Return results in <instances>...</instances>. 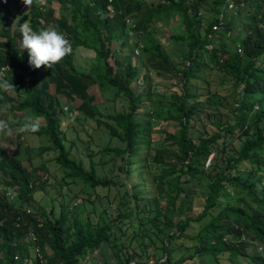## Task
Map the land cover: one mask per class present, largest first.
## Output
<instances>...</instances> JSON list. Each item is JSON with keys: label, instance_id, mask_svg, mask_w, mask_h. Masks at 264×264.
Here are the masks:
<instances>
[{"label": "trees", "instance_id": "obj_1", "mask_svg": "<svg viewBox=\"0 0 264 264\" xmlns=\"http://www.w3.org/2000/svg\"><path fill=\"white\" fill-rule=\"evenodd\" d=\"M53 1L70 7L71 20L64 16L58 20L52 8L41 5L32 13L33 30L46 29L42 21L52 24L70 41L74 52L77 48L93 51L103 68L95 75L81 72L70 58H65L50 69L44 81H40L38 70L28 65L27 59L19 62L21 51L15 43L16 39L21 40L20 27L13 31V37L12 29L7 28L0 32V39L5 36L6 41L0 42L4 50L0 51V71L9 64L8 76L20 72V80L7 81L14 87L25 81L30 85L18 89V96L24 94V99L7 98V109L29 111L46 121L47 128L33 134L49 136L58 153L56 161L72 182L80 180L91 191L99 187L110 190L118 182L100 178L94 165L87 170L82 162L72 158L71 150L66 147L56 95L80 99V118L96 122L110 137L121 142L117 147H104L116 157L125 156L124 165L115 164L117 169L126 170L128 179L137 172L142 181L132 189L124 185L127 191L124 189L123 198L130 202L124 212L114 206L112 200L117 195L107 196L113 210L107 208L106 216L100 217L98 222L90 215L69 218L67 209L60 217L52 211L48 220H39L30 215V209L13 201L14 193L23 202L34 200V185L41 181L38 169L29 170L23 161L12 157L0 145V177L6 174L2 183L6 188H19L17 192L6 189L0 194V251L5 254L0 264H20L30 259L28 250L19 243L27 237L32 239L30 243L35 244L37 252L33 264L93 262L110 249L115 251L119 264H149V257L138 260L128 255L129 245L126 244L130 242L131 245L138 238L135 227L145 233L146 229L156 226L155 221H160L175 228L181 236L191 222H202L206 218H209L206 226L193 237L198 246L197 255L204 258V264H264V0H155L152 3L148 0H44ZM209 2L216 5L218 18L215 23L227 32L226 42L225 38L216 37L220 32H214L213 25L202 34L200 9ZM108 4L113 6L115 17H98L96 12L104 11ZM230 6L232 11L228 10ZM4 9L6 12H0V23L4 21L5 27L9 16L4 13L8 15L11 8ZM224 12L227 23L221 19ZM126 17L135 19L133 31L139 39L136 41L142 43L137 47L141 48V64L148 66L142 77L144 84L148 85L154 74L181 79L182 91L173 96L169 110V119L177 122L179 128L158 132L162 144L165 139L169 148L161 147V143L156 145L152 138V113L141 107L145 96L152 95V83L147 87L135 86L140 75L133 61L136 44L132 48L128 41L115 45L114 33L127 28ZM156 22L170 27L174 43L186 46L188 54L184 60L189 61V66L179 69L173 65L161 41L150 36ZM208 44H213V49L208 50ZM207 71L234 81L236 92L230 104L234 118L225 122L213 120L215 132L196 135L202 121L199 103L204 97L201 90ZM3 80L6 78H0ZM97 85L125 98L127 103L123 110L109 115L102 113L94 103L95 97L89 95V89ZM51 86L55 87V94L49 93ZM240 89L242 94L237 92ZM6 93L0 90V104H4L1 98ZM234 139L242 140L240 148H233ZM26 155L30 160V152ZM209 160L213 164L207 168ZM205 173L209 182L202 214L195 220L186 218L176 222L175 215L184 213L183 207H178L179 199L182 196L183 201L187 187ZM153 185L154 194L149 192L147 199L141 190ZM228 187H232L231 192L226 190ZM94 194L98 196L97 192ZM91 198L90 195L89 202ZM163 198H167V204L160 209ZM116 211L117 215L112 217L111 213ZM175 237L169 234L168 241ZM164 249L167 253L168 247L164 245ZM166 255L171 263L170 256Z\"/></svg>", "mask_w": 264, "mask_h": 264}, {"label": "rangeland", "instance_id": "obj_2", "mask_svg": "<svg viewBox=\"0 0 264 264\" xmlns=\"http://www.w3.org/2000/svg\"><path fill=\"white\" fill-rule=\"evenodd\" d=\"M17 1L16 3H14ZM155 0H148V2H154ZM11 8H15L10 15L16 16L19 15L18 0H11ZM42 5L49 6L54 11V17L60 19L61 16L70 19V7L63 6L58 2H44ZM41 4H36L35 9H38ZM232 7H229V11ZM17 9V11H16ZM225 12L227 10H224ZM224 12L221 19L227 14ZM5 15L7 13H4ZM9 15V16H10ZM1 18V17H0ZM14 20H9L4 27V21L0 23V32L5 29H16L26 21H31L32 14L31 12L22 14L21 16L14 17ZM200 18L202 20V34L206 33V30L213 25L217 26L218 30L214 32H220L217 34V38H225V42L228 38L226 31H222V27L219 24H216L215 21L218 18V11L216 5L212 2H209L202 6L200 9ZM5 19V18H4ZM134 19V18H133ZM71 20V19H70ZM135 21V19H134ZM136 22V21H135ZM223 22L227 23L228 18H223ZM46 24V22H45ZM47 27L52 24H47ZM172 32L170 27L163 25L161 23H155L150 30V36L157 38L161 41L164 46V49L169 56V59L177 68H184L187 66L189 61H185L184 57L188 54V50L184 44L174 43L170 38ZM14 34H12L13 37ZM116 42L115 45H118L121 42H129L131 48L136 44L134 50L133 61L134 65L139 67V80L135 82V86L139 85L140 87L150 86L152 83L151 97L146 95L142 101V109H148L152 113V138L156 145L158 143L162 144L160 138L161 135L158 134L160 131H175L178 130L179 126L177 122L170 120L169 110L170 105L174 101V97L179 95L182 91V83L180 78H170L152 75L149 79V83L144 84L142 79L144 72L148 71V66L141 59V48L137 47L140 41L135 32L130 27L124 28L118 32L114 33ZM22 40V35H21ZM139 40V39H138ZM17 44L18 39H16ZM0 42L5 43V36H2ZM143 42V41H142ZM142 46V43H141ZM213 44H208L207 49H213ZM115 49V46L111 47ZM130 50V49H129ZM139 50V55L135 54V51ZM0 51H4L0 48ZM74 52V49H72ZM126 54V53H124ZM22 57H25L27 61L29 60V55L27 50H24ZM66 58H70L73 62L74 67L81 71L89 74H94L100 72L103 68V64L100 61L98 55L93 51L85 50L84 48L75 49L74 55H68ZM23 60V59H21ZM19 64V63H17ZM29 65V63L27 62ZM38 70V78L40 81L46 79V74L50 72V69L41 67ZM20 72L9 75L6 80L11 82L19 81ZM153 78V79H152ZM206 81L209 84H206ZM234 81L232 78L225 77L220 73H215L213 71H207L205 73V81L201 92L204 94L202 101H200V115L202 121L199 122L197 127V134L199 132H215V127L213 126V120L225 122L229 119H233L234 115L231 113L230 104L232 103L231 98L236 89L234 87ZM30 87L28 81L24 84L18 83L13 89L8 91L5 96L1 98L4 101V104H0V120H6L9 123L11 135L5 133H0V145L7 151L12 157L23 161L25 167L29 170H36L37 175L40 176V184L34 185V200L31 202H23L20 199V196L13 194V201L17 205H22L23 208L31 210V216L37 217L39 220H48L50 213L54 211V215L60 217L65 209L69 211V218L74 216H84L90 215L94 222H98L100 217L106 216V209L113 210V207L116 205L118 209L122 212L127 210L130 207V202L123 198V195L127 189L124 188V185L128 186V189L134 188V186L140 184L142 181L139 173L134 172L132 176H127L126 170H118L115 164L118 166L124 165L125 156H114L112 153L104 150V147L111 145L117 147L121 145V142L113 139L107 133V130L103 127H99L96 122L86 121L85 119L80 118L78 107L81 104L80 99L70 100L63 96L56 95V100L59 105L60 116L62 117L61 127L66 136L67 149L71 150L72 158L76 159L79 162H82L87 170H91L94 165L98 176L102 179H110L118 184L112 187L110 190L105 187H99L96 191H91L83 186V183L78 180L77 182H72L66 175V170L57 163L56 158L58 153L53 149V145L49 139L48 135H36L33 133L21 132L20 127L24 121V118L28 115H32L29 111L18 112V111H9L5 102L7 98L11 99H24L23 95L18 96V89ZM242 89L237 90L238 93ZM50 94H55V87L51 86L49 90ZM89 95L95 97V105L97 108L104 114L109 115L123 110V106L126 105L127 101L125 98H119L114 90H107L102 88V86L97 85L89 89ZM68 109V110H67ZM64 110V111H63ZM67 110V111H66ZM65 112V113H64ZM33 116V115H32ZM78 116V117H77ZM77 117V118H76ZM212 118V119H210ZM81 119V120H80ZM40 120V131H43L47 128V123L43 119ZM19 134H22L19 136ZM233 148L238 149L242 143V140L234 139L232 141ZM170 146L169 142L163 139V144L161 147ZM155 147V146H154ZM30 152V160L27 159L26 152ZM213 155H215L213 153ZM212 155V156H213ZM127 157V156H126ZM213 159V158H212ZM213 164L212 160H209L207 168ZM44 167V169H42ZM134 168V167H133ZM145 175V174H144ZM6 174L0 177V184L3 185V179H5ZM144 177V176H143ZM209 182L208 174L200 175L195 178L192 185L187 187L186 198L183 197V201L179 199L178 207L182 206L184 213L178 216L175 215V221L186 220V218L196 219L202 212L204 205L206 203V186ZM14 187H8L7 191H12ZM125 189V191H124ZM155 187L151 186L150 189L147 187L144 188L142 193L148 199V194L151 192L154 194ZM227 191L231 192L232 187H228ZM112 191V192H111ZM97 192L98 196L94 193ZM17 195V196H16ZM91 195V201H88L89 196ZM112 201H114V206L111 203V200L107 196H114ZM183 202V203H182ZM167 198H163L160 209L166 207ZM117 215L116 213H111V216ZM107 221L109 218H105ZM209 218L204 219V221H193L190 223L189 229L181 236H178V232L175 228H170L160 221H155L153 229H146V231L140 232L138 227L136 229L135 235L138 237L131 245L130 242L126 245L128 246V255L133 257V259L145 260L146 257H149V260L154 262H162L167 253L170 256V264H204L203 257L197 255L198 246L193 237H195L200 228L206 226ZM109 224V222L107 223ZM106 225V221L104 222ZM175 235L176 237L168 241V235ZM18 241H14L16 244ZM32 239L23 238L19 240L20 245H24L28 250L30 259L23 260L20 264H33L34 255H36V250L34 249L35 244L30 243ZM164 245L168 247L167 253L164 251ZM48 247V246H47ZM132 247V248H131ZM49 248V247H48ZM261 250V249H260ZM50 252V250L48 249ZM103 256L95 258L93 262L83 261L81 264H119V260L115 257V251L107 250L102 253ZM4 252L0 251V258L4 257ZM33 258V259H32ZM134 264V262L132 263Z\"/></svg>", "mask_w": 264, "mask_h": 264}, {"label": "clouds", "instance_id": "obj_3", "mask_svg": "<svg viewBox=\"0 0 264 264\" xmlns=\"http://www.w3.org/2000/svg\"><path fill=\"white\" fill-rule=\"evenodd\" d=\"M91 1V0H87ZM111 2V0H109ZM15 1L14 3H16ZM23 2V3H22ZM22 3V4H21ZM45 4L44 0H18V7H19V15L16 16L10 15V12L15 10V8H11L12 3L11 0H7V3L0 2V12H6L5 9L2 10L3 7H9L11 10L8 12L9 20H14V17L21 16L27 11L31 14L36 10L34 7L36 4ZM93 5V3H91ZM23 5V6H22ZM40 5V6H41ZM46 6V5H44ZM111 7V11L109 10ZM16 9V11H17ZM1 12V13H2ZM97 16H107L108 18H114L116 13L111 4H108L106 8L103 10H99L96 12ZM127 20H131L133 25H128L132 30L135 28V21L131 17H126ZM43 25L46 26L45 22ZM31 24V23H30ZM29 24L28 21L20 25V33L22 35V40H19L18 43H15V46L21 51L20 55H18L19 62H25L26 58L22 57V53L24 50H27L29 55L28 63L34 69H40L41 67H45L48 69H53V67L63 61L68 55L72 53V46L70 41L57 29L54 27H47L41 28L38 30H33L32 26ZM17 29V28H16ZM15 30V29H14ZM14 30H11V34H14ZM134 32V31H133ZM139 53V52H138ZM137 54V51H136ZM23 59V60H21ZM18 62V61H17ZM11 68L9 64L4 66L0 71V78H7L8 74L10 73ZM14 86L11 82L7 80L0 81V90L4 92H8L13 89ZM9 107H11L9 105ZM40 129V120L39 117H35L32 115H28L24 118V121L20 127L21 132L26 133H35L38 132ZM7 133L11 135V130L8 121L0 120V133ZM15 188V187H14ZM13 188V189H14ZM13 191V190H12ZM15 194V193H14Z\"/></svg>", "mask_w": 264, "mask_h": 264}, {"label": "built area", "instance_id": "obj_4", "mask_svg": "<svg viewBox=\"0 0 264 264\" xmlns=\"http://www.w3.org/2000/svg\"><path fill=\"white\" fill-rule=\"evenodd\" d=\"M0 2H2V3H7V0H0ZM22 3H23V2H22ZM22 3H21V4H22ZM22 6H23V5H22ZM109 10L111 11V7H109ZM127 24H128V25H133L131 20H127ZM214 29H215V30H218V27L215 26ZM137 54H138V51H137ZM189 65H190V63L187 64V66H189ZM6 189H7L6 187H4V186H2V185L0 184V194L3 193V192H6ZM18 190H19L18 187H15V188L13 189L14 192H17ZM8 193H9L10 196L12 195L11 192H8ZM148 262H149V264H170V263L168 262V257H167V256L164 257V260H163L162 262H159V263H157L158 261H157V262H154L153 260H148Z\"/></svg>", "mask_w": 264, "mask_h": 264}]
</instances>
